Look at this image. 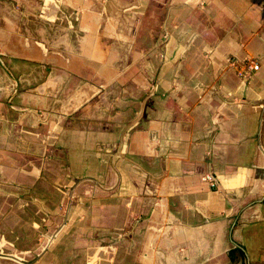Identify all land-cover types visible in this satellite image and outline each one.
<instances>
[{"label": "crops", "instance_id": "obj_1", "mask_svg": "<svg viewBox=\"0 0 264 264\" xmlns=\"http://www.w3.org/2000/svg\"><path fill=\"white\" fill-rule=\"evenodd\" d=\"M0 264H264V0H0Z\"/></svg>", "mask_w": 264, "mask_h": 264}, {"label": "built area", "instance_id": "obj_2", "mask_svg": "<svg viewBox=\"0 0 264 264\" xmlns=\"http://www.w3.org/2000/svg\"><path fill=\"white\" fill-rule=\"evenodd\" d=\"M230 63L233 65L234 61H230ZM243 66H244L243 74L248 75V76L258 69V65L256 63H252L250 61H248V62L243 61Z\"/></svg>", "mask_w": 264, "mask_h": 264}]
</instances>
